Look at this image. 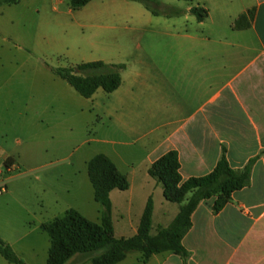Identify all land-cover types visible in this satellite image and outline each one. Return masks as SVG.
I'll use <instances>...</instances> for the list:
<instances>
[{
  "label": "crops",
  "instance_id": "obj_1",
  "mask_svg": "<svg viewBox=\"0 0 264 264\" xmlns=\"http://www.w3.org/2000/svg\"><path fill=\"white\" fill-rule=\"evenodd\" d=\"M105 1L109 7L94 11L87 22L110 32L111 57L101 62L124 69L122 85L108 94L112 148L100 154L127 179L122 168L133 171L136 159L142 160L153 190L146 199L161 193L162 218L173 215L172 222L180 205L166 201L162 185L149 175L164 156L178 154L183 182L211 174L224 150L235 170L253 162L250 185L234 193L221 212H214L213 199L193 214L182 242L186 260L163 253L142 262L140 253L129 260L130 253L120 264H264V0H196L173 18L156 17L132 0ZM194 7L208 10L204 22L191 14ZM244 15L249 27L234 29ZM152 25L156 39L143 43ZM129 192L114 191L111 200ZM84 257L67 264H92Z\"/></svg>",
  "mask_w": 264,
  "mask_h": 264
},
{
  "label": "rangeland",
  "instance_id": "obj_2",
  "mask_svg": "<svg viewBox=\"0 0 264 264\" xmlns=\"http://www.w3.org/2000/svg\"><path fill=\"white\" fill-rule=\"evenodd\" d=\"M158 1L180 10L196 4ZM104 2L73 11L70 0H0V239L27 264H47L51 240L42 227L68 210L101 222L88 163L112 148L109 95L100 90L91 99L82 98L54 70L110 59L109 30L87 22L94 11L109 7ZM119 27L117 34L123 32ZM157 31L148 26L143 43L155 41ZM9 156L14 162L6 167ZM139 161L133 171L122 168L129 175L128 197L118 193L112 200L117 238L134 235L153 191ZM160 196L154 198L153 235L173 219L162 218ZM139 255L133 252L129 260ZM0 264L9 263L0 255Z\"/></svg>",
  "mask_w": 264,
  "mask_h": 264
},
{
  "label": "trees",
  "instance_id": "obj_3",
  "mask_svg": "<svg viewBox=\"0 0 264 264\" xmlns=\"http://www.w3.org/2000/svg\"><path fill=\"white\" fill-rule=\"evenodd\" d=\"M96 0H70L73 11L85 8ZM139 2L154 16L179 17L183 11L162 4L158 0H133ZM191 14L201 23L209 12L194 7ZM253 17V12H250ZM244 15L235 23L234 29L249 27ZM124 66L93 62L79 65L76 69H55L54 73L73 88L82 98L91 99L100 90L112 94L122 85L121 71ZM14 159L6 161L11 167ZM253 162L243 170L231 167L226 151L213 172L205 177L191 178L186 182L180 176L178 154L171 152L156 162L149 175L162 185L166 201L180 205V211L167 228H159L153 235L154 199L150 197L143 211L137 233L129 238H117L113 221L111 194L126 192L129 182L106 155L100 154L88 163V177L94 190L95 202L102 207L101 222L88 220L80 212L70 209L62 218L43 225L42 229L51 240L47 264H67L77 255L91 258L92 264H120L130 253L142 255L147 262L153 255L172 253L184 260L188 252L182 242L192 228V216L201 203L216 199L214 212H221L231 201L232 195L247 188L251 182ZM0 255L9 264H27L15 251L0 239Z\"/></svg>",
  "mask_w": 264,
  "mask_h": 264
}]
</instances>
